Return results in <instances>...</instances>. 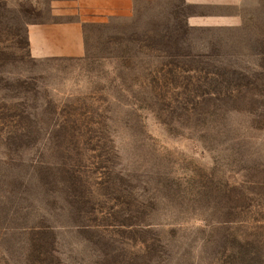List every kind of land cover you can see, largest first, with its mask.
<instances>
[{
	"label": "rangeland",
	"instance_id": "1",
	"mask_svg": "<svg viewBox=\"0 0 264 264\" xmlns=\"http://www.w3.org/2000/svg\"><path fill=\"white\" fill-rule=\"evenodd\" d=\"M216 1L39 58L51 0H0V264H264V0Z\"/></svg>",
	"mask_w": 264,
	"mask_h": 264
},
{
	"label": "crops",
	"instance_id": "2",
	"mask_svg": "<svg viewBox=\"0 0 264 264\" xmlns=\"http://www.w3.org/2000/svg\"><path fill=\"white\" fill-rule=\"evenodd\" d=\"M195 4L226 1L187 0ZM135 0H51L50 19L32 23L27 29L30 52L34 57H73L84 52L86 23L126 16ZM237 17V15H236ZM235 15L199 14L188 18L192 25H230Z\"/></svg>",
	"mask_w": 264,
	"mask_h": 264
}]
</instances>
